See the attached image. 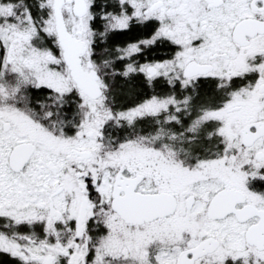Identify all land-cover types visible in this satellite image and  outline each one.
Masks as SVG:
<instances>
[{
    "label": "snow or ice",
    "instance_id": "obj_1",
    "mask_svg": "<svg viewBox=\"0 0 264 264\" xmlns=\"http://www.w3.org/2000/svg\"><path fill=\"white\" fill-rule=\"evenodd\" d=\"M0 264H264V0H0Z\"/></svg>",
    "mask_w": 264,
    "mask_h": 264
}]
</instances>
